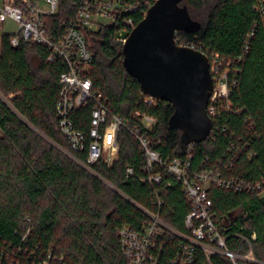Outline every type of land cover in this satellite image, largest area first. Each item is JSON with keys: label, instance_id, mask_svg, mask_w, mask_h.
I'll return each instance as SVG.
<instances>
[{"label": "trees", "instance_id": "1", "mask_svg": "<svg viewBox=\"0 0 264 264\" xmlns=\"http://www.w3.org/2000/svg\"><path fill=\"white\" fill-rule=\"evenodd\" d=\"M124 1L135 7L131 16L137 25L156 0ZM180 4L201 27L177 31L178 43L206 52L210 62L215 58L229 84L206 140L182 142L181 130L170 124L175 110L171 102H143L140 83L124 64V44L115 38L117 24L87 31L94 52L87 75L130 125L144 127L133 115L135 109L156 118L151 129L144 130L164 158L190 152L192 172L217 166L224 178L264 183V1ZM76 9L77 0H59L57 13L42 18L47 33L59 35L61 22L74 18ZM13 34H3L0 46V264H130L118 229L125 224L141 229L149 220L141 207L186 231L191 205L181 181L167 172L159 184L143 180V150L127 128L118 132V156L112 163L101 158L88 168L78 162L86 161L87 152L72 148L59 128L56 110L66 63L49 62L46 46L21 36L18 45H12ZM72 118L86 132L90 106L75 109ZM128 166L133 173H127ZM263 192L264 186L242 191L215 183L208 187L227 247L238 253L252 249L257 262L249 264H264ZM180 240L171 232L159 238L152 250L154 263L170 264ZM195 264L232 262L220 253L208 259L199 249Z\"/></svg>", "mask_w": 264, "mask_h": 264}, {"label": "built area", "instance_id": "2", "mask_svg": "<svg viewBox=\"0 0 264 264\" xmlns=\"http://www.w3.org/2000/svg\"><path fill=\"white\" fill-rule=\"evenodd\" d=\"M58 8L59 0H21L20 4L16 0H3L0 3V23L7 19L17 22L18 30L10 38L12 45H18L21 36L46 46L49 62L61 59L66 63V69L60 75L62 86L56 110L59 128L69 139L72 148L87 152L86 161L77 159L78 162L88 168L101 158L109 164L112 163L119 148L118 132L121 127H125L138 140L143 150L142 168L146 173L143 180L159 184L163 179V172L169 173L181 181L184 194L191 205L185 218L184 232L165 222L159 213L145 207L141 209L149 220L141 229L122 225L118 229V237L121 250L130 264H154L152 250L156 248L157 240L166 232H171L181 239L170 264H195L199 249L208 259L214 253H220L227 256L232 264L257 262L252 249L247 253H238L227 247L226 236L220 230L213 211V202L208 196V187L215 183L236 191L259 190L264 183L237 177L224 178L217 166L192 172L190 152L184 157L164 158L159 151L151 147L148 131L144 130L151 129L156 118L145 111L135 109L133 115L141 118L144 127L137 123L130 125L122 115L114 112L108 99L94 89L93 80L87 75L94 60L87 31L103 24H117L115 38L124 44L136 26L135 19L131 16L135 7L124 0H77L74 18L61 22L63 30L59 35H51L43 26L42 18L57 13ZM219 68L218 62L211 67L212 76L218 74V82H214V90L208 103V113L211 117L216 114L220 99L227 96L229 91L227 75L220 72ZM157 100L160 99L143 93V102L146 105H153ZM83 106H90V125L86 132L77 128L72 118L73 111ZM212 130L213 127L210 134ZM235 159L236 156L229 165ZM126 170L129 174L133 173L130 166Z\"/></svg>", "mask_w": 264, "mask_h": 264}, {"label": "water", "instance_id": "3", "mask_svg": "<svg viewBox=\"0 0 264 264\" xmlns=\"http://www.w3.org/2000/svg\"><path fill=\"white\" fill-rule=\"evenodd\" d=\"M180 1L156 0L148 8L123 45L124 64L144 94L174 105L170 124L191 144L206 140L213 127L208 103L215 83L208 54L176 39L179 30L201 27Z\"/></svg>", "mask_w": 264, "mask_h": 264}, {"label": "rangeland", "instance_id": "4", "mask_svg": "<svg viewBox=\"0 0 264 264\" xmlns=\"http://www.w3.org/2000/svg\"><path fill=\"white\" fill-rule=\"evenodd\" d=\"M3 0H0V3H2ZM18 30V25H17V22L12 20V19H8L6 20L5 22L3 23H0V46H1V36L3 34H6V33H9V34H13V33H16ZM216 60L215 58H212V61H211V67H213V64H215ZM214 77V76H213ZM216 77V79H215ZM215 77L213 79H215L214 82H218V74H215ZM6 101H8L6 98H4ZM119 150V148H118ZM111 151H114V150H111ZM116 152V151H115ZM118 156V151L116 153V157L117 158ZM263 197H264V192H263Z\"/></svg>", "mask_w": 264, "mask_h": 264}, {"label": "crops", "instance_id": "5", "mask_svg": "<svg viewBox=\"0 0 264 264\" xmlns=\"http://www.w3.org/2000/svg\"><path fill=\"white\" fill-rule=\"evenodd\" d=\"M8 20V19H7ZM5 22V21H4Z\"/></svg>", "mask_w": 264, "mask_h": 264}]
</instances>
